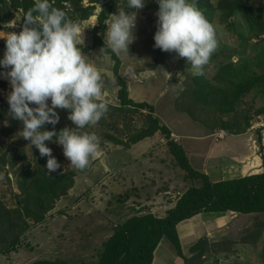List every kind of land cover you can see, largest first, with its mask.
I'll return each instance as SVG.
<instances>
[{"label": "rangeland", "instance_id": "374dc122", "mask_svg": "<svg viewBox=\"0 0 264 264\" xmlns=\"http://www.w3.org/2000/svg\"><path fill=\"white\" fill-rule=\"evenodd\" d=\"M219 2L220 0H196V6L213 25L218 41L216 50L203 66L201 74L214 86L218 84L215 77L219 68L230 62L238 65L242 63L241 60H246L250 71L260 73L264 70V55L259 58L261 52L264 51V36H252L241 14L239 12L228 14L225 9L219 8ZM103 3L101 7L99 4L91 3V0H81L83 6H94L93 15L86 20H79L76 14L69 16V19L76 20L80 24L81 34L77 46L81 47L82 52L90 59L100 55V47L83 50L92 42L90 31L98 25L97 15L100 10L103 9L106 15V19L98 26L97 32L103 42L106 24L111 19L110 15L117 14L121 9L137 11L127 9L126 0H103ZM249 4L259 7L264 12V0H249ZM157 8L155 0H147L145 6L137 12L134 28L135 39L129 45L128 55L116 54L120 60L119 75L126 82L128 97L137 103L150 104L154 109L152 115L158 118L161 125L169 129L170 138L176 143H179L177 135L192 137L214 135L215 139H221L219 133L223 136L225 134L252 135V139H248L249 142L247 141L246 145L239 143L234 147L235 157L247 155L237 165L240 168L248 167L253 163V152L261 157L263 155L259 140L261 138L260 129L264 127V116H252L250 125L244 132L231 131L230 133L220 128V119L231 120L234 112L220 114L218 111L213 112L212 109L203 108L201 104L196 103L192 95L193 80L200 75H193L190 67L185 64L184 58H177L175 53L162 52L152 47ZM92 16L94 19H91ZM22 23V12L12 11L10 21L0 25V36L8 31L19 32ZM4 48V39L0 38V57L3 55ZM101 57L102 59L96 63L104 80L103 99L106 103L118 106L119 101L116 97L118 85L112 73L114 61L104 52L101 53ZM129 65L134 66L137 78L133 79L127 74L126 68ZM141 73L143 75H140ZM0 80L6 84L4 89H0V106H3L7 103L6 96L11 89L6 78H0ZM240 101L241 103L236 107L238 115L244 113L252 115L263 104V95L259 88H253L243 95ZM57 112L60 119L54 126L56 132L65 126L74 127V124L67 119L66 110L57 109ZM146 112L147 109L143 113ZM144 114L113 113L109 115L106 112L95 125L79 130L95 132L100 138L101 154L91 160L85 172L74 177L72 187L64 196L55 200L53 208L45 214L42 222L32 225L19 237L14 251L6 254L0 253V257L6 258L7 264H27L30 262L29 259L41 256L64 260L72 264L95 262L103 249V243L113 233L115 226L135 212L153 211L155 215H163L165 211L166 214L170 206L168 203L176 201L191 182L170 156L165 135L160 132L152 135L155 139L154 144L146 153L139 156L140 168L137 171L131 170L126 177L120 173L121 166L118 168L116 165H121L120 158H125L124 154L121 157L124 150L120 149L127 148V146L101 142L104 135L109 132L115 136L118 135L117 137L122 141H126L125 135L144 124ZM9 118L8 113L0 117V202L6 208L11 209L20 193L17 181L21 172L34 171L39 167L44 169L46 161L41 159L35 146L31 147L28 141L17 134L22 128L21 122L16 120L12 126H8ZM112 122H116L117 131L111 128ZM44 128L53 130V126L49 124H45ZM182 141L187 149L189 144L194 145L198 158L194 163L200 162L201 156L207 153L208 148L204 141ZM45 143L52 149V155L61 165L57 171L66 172L74 169L69 166L70 162L63 156L61 146L53 142ZM159 146L162 148L155 152ZM250 153H252L251 156ZM107 156L115 158L114 162L120 160V163L113 164L115 168H108L106 173L100 175L99 170V173L96 172L97 166H93L100 161L102 168L105 169L101 161ZM225 170L230 171L228 166ZM231 170L236 172L240 169L235 165ZM212 172L214 171L210 172L213 176ZM226 177L228 176L225 175ZM136 206L140 208L138 211L135 210ZM233 217V223L227 225L224 231V239L220 240L223 243L221 248L226 250L216 254L206 253L199 264H262L264 214L242 215L234 212ZM197 231L198 234L201 233V226ZM255 233H260V236L253 243ZM201 237L205 236L200 235L197 240ZM244 239L248 242H243ZM163 243L155 251V264H183L182 257L177 255L172 244L166 239ZM180 246L183 256L189 258L191 256L189 248L192 245H186L183 241L180 242ZM0 264H2L1 261Z\"/></svg>", "mask_w": 264, "mask_h": 264}, {"label": "trees", "instance_id": "16d2710c", "mask_svg": "<svg viewBox=\"0 0 264 264\" xmlns=\"http://www.w3.org/2000/svg\"><path fill=\"white\" fill-rule=\"evenodd\" d=\"M35 0H0V25L8 23L12 11L25 12L32 7ZM53 7L62 9L68 18L76 14L79 20H86L94 13V6H83L81 0H50ZM103 7V0H91ZM219 8L225 9L228 14L239 12L247 24L252 36H264V12L257 6H251L249 0H220ZM106 19L103 9L97 15L98 25L91 29L92 42L84 51L95 47H103V41L98 35V26ZM76 21V20H75ZM114 61L112 73L118 85L117 99L119 105H108V113L125 114L141 113L144 110L145 122L140 128L133 129L125 135L126 141H122L115 134L107 133L101 142H112L117 145L130 146L140 140L160 132L167 139V147L170 156L176 165L186 173L189 181L201 180V186L190 184L178 196L175 205L168 209L165 216L156 217L151 213L135 214L127 218L121 224L115 226L113 233L103 243L98 260L88 264H151L153 254L161 239L165 238L174 247L178 256L182 257L183 264H199L206 253L216 254L226 250L221 248V242L210 243L205 237L199 238L190 248L191 256H183L176 225L181 221L190 219L200 213L223 214L235 212L238 214H264V170L261 173L239 176L237 178L211 181L209 177L193 169L185 155L183 148L170 138L169 129L159 123L158 118L152 115L153 107L148 103H137L128 97L127 85L119 75L120 60L111 51H104ZM264 55L261 52L259 58ZM234 65L227 63L222 65L216 73L217 85H212L203 76L194 78L192 95L196 103L203 108L218 111L220 114H231V120L220 119V128L236 133L244 132L250 125L252 116H264V70L260 73L250 71L246 60ZM250 72V73H249ZM6 84L0 80V89ZM253 88H259L263 95V104L252 115L244 113L238 115L236 107L241 103L240 98L249 93ZM8 104L0 106V117L7 115ZM113 117V116H112ZM16 122L11 116L8 126ZM113 131H117L116 122L111 123ZM260 141V140H259ZM38 153L36 152V156ZM46 161V157H41ZM90 166V164H89ZM84 170H68L47 174L44 168L34 171L25 170L18 177L17 202L14 207L6 208L0 202V253L6 254L14 251L19 237L32 225L39 224L45 214L53 208L55 200L64 196L74 183V177ZM31 222V223H30ZM258 232V231H257ZM260 236L255 233L253 243ZM243 242H248L245 239ZM262 264H264V247L261 252ZM31 264H72L64 260H37ZM85 264V263H77ZM216 264V263H215Z\"/></svg>", "mask_w": 264, "mask_h": 264}, {"label": "clouds", "instance_id": "9594fccd", "mask_svg": "<svg viewBox=\"0 0 264 264\" xmlns=\"http://www.w3.org/2000/svg\"><path fill=\"white\" fill-rule=\"evenodd\" d=\"M146 3L147 0H126L127 9L137 11L121 9L110 15L103 47L94 59L77 46L80 24L69 19L64 10L53 7L50 0H35L23 16L20 31L0 36L5 43L0 78H6L11 89L6 96L7 113L21 122L19 137L47 158V174L56 172L61 165L45 142L61 146L69 166L76 170L86 169L101 154L100 138L95 132L79 131L95 125L108 111L103 99L104 80L96 62L104 51L128 55L135 39L137 12ZM155 3L158 8L152 47L184 58L193 75H201L218 46L213 25L196 6V0ZM126 72L137 78L133 65ZM57 109L67 111L73 128L65 126L55 131L60 119ZM45 124L52 125L53 130H46Z\"/></svg>", "mask_w": 264, "mask_h": 264}, {"label": "crops", "instance_id": "0c3cea01", "mask_svg": "<svg viewBox=\"0 0 264 264\" xmlns=\"http://www.w3.org/2000/svg\"><path fill=\"white\" fill-rule=\"evenodd\" d=\"M257 132V131H256ZM156 134V133H155ZM260 149L263 150V155L262 157L260 155H256V152H253V163L250 164L248 167L243 166V167H239L237 164L241 163V159L243 160V158L245 159L246 156H239V157H235V153H234V147L239 144L242 143L244 145L247 144L248 139H252V135L250 136V134L248 136H240V135H232V134H225L221 139H215V136L212 135L211 137L209 136H201V137H192V136H183L177 135V140H179V145L183 148L185 155L191 165V167L193 169H195L196 171L203 173L205 175H207L209 177V179L213 182L215 181H220V180H225V179H231V178H237L239 176H245V175H249V174H256V173H261L264 170V127L260 129ZM254 136V135H253ZM248 137V138H247ZM154 136H150L147 138H144L142 140H140L139 142L135 143V144H131L129 147L127 148H123L120 150H124L122 155L124 154L125 158H120L122 160V162L120 163V160L118 162V160H116V162H114L112 157H108L105 159H102V163H104V168H102L100 161H98L93 167L97 168V171L99 173L100 171V175L101 173H106L108 168H115L113 166V164H117L120 163L121 165H116V167L119 168V166H121V171L120 173H122L123 176L126 177V175L130 174L131 170H135L137 171L140 168V158L139 156H141L143 153H146L150 146H152L154 144L155 139H153ZM186 142H206L207 145V153L204 154V156H201L200 162H196L194 163V161L198 160L197 158V151L195 150L194 145H190L189 144V148L187 149V147L185 146V144L183 143V141ZM176 142V141H175ZM178 142V141H177ZM249 142V141H248ZM255 146V145H254ZM256 147V146H255ZM160 148H162L161 146H159L157 148V150L155 152H158L160 150ZM257 150V149H256ZM216 151V152H215ZM153 152V153H155ZM217 153V154H216ZM216 154V156H215ZM248 154V153H247ZM252 153H250L251 156ZM224 156H226L224 158ZM249 156V158H250ZM219 157V158H218ZM235 159H238V161H235ZM113 161V162H112ZM212 161V162H210ZM240 161V162H239ZM139 164V165H138ZM237 166L240 170H236V172L232 171L231 169L234 166ZM212 166V167H211ZM228 166V169H230V171H226L225 168ZM107 168V169H106ZM99 170V171H98ZM211 170H213L214 175H211ZM252 170V171H250ZM127 171V173H123ZM129 173V174H128ZM225 175L228 176L225 178ZM189 180V179H188ZM191 182V181H190ZM190 184H193L196 187L201 186V180H193ZM76 185V184H74ZM176 197V196H174ZM176 201H170L168 203V205H170L168 209L172 208L175 205ZM138 209H140L138 206L135 207V210L138 211ZM145 212L141 213H134L135 214H144ZM149 213L153 214L156 217H162L163 215H165V211L164 214H158L155 215V213L153 211H149ZM234 212H226L223 214H214V213H200L197 214L193 217H191L190 219L181 221L180 223H178L176 225V232L179 238V242H186V245H193L194 242L197 240V237H199L200 235H203L207 238L208 242L210 243H215V242H220V240L224 239L225 235H224V231L227 229V225H231L233 223L234 220ZM132 216V215H131ZM201 226V233L198 234V227ZM195 237V238H193ZM164 239H161L159 245L157 246V248L155 249V251L162 246L164 243ZM194 241V242H192ZM192 242V244H191ZM189 248V247H188ZM154 251L153 254V261L151 264H155V260H156V252ZM3 258V259H2ZM5 257H0V261L2 262V264H7V260ZM54 260L51 258H46V257H38L35 259H29L30 262L27 264H31L34 261L37 260Z\"/></svg>", "mask_w": 264, "mask_h": 264}, {"label": "built area", "instance_id": "2783aa9c", "mask_svg": "<svg viewBox=\"0 0 264 264\" xmlns=\"http://www.w3.org/2000/svg\"><path fill=\"white\" fill-rule=\"evenodd\" d=\"M219 136H220V138H222L223 134L222 133H219Z\"/></svg>", "mask_w": 264, "mask_h": 264}, {"label": "bare ground", "instance_id": "6f19581e", "mask_svg": "<svg viewBox=\"0 0 264 264\" xmlns=\"http://www.w3.org/2000/svg\"><path fill=\"white\" fill-rule=\"evenodd\" d=\"M91 19H94V16H92Z\"/></svg>", "mask_w": 264, "mask_h": 264}]
</instances>
